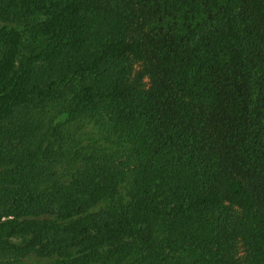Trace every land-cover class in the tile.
<instances>
[{"label":"trees","instance_id":"obj_1","mask_svg":"<svg viewBox=\"0 0 264 264\" xmlns=\"http://www.w3.org/2000/svg\"><path fill=\"white\" fill-rule=\"evenodd\" d=\"M264 264V0H0V264Z\"/></svg>","mask_w":264,"mask_h":264},{"label":"rangeland","instance_id":"obj_2","mask_svg":"<svg viewBox=\"0 0 264 264\" xmlns=\"http://www.w3.org/2000/svg\"><path fill=\"white\" fill-rule=\"evenodd\" d=\"M33 264V263H32Z\"/></svg>","mask_w":264,"mask_h":264}]
</instances>
